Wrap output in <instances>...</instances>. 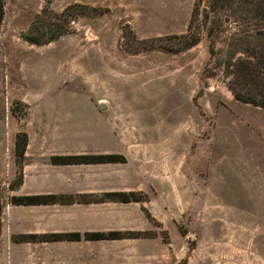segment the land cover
Listing matches in <instances>:
<instances>
[{"label":"rangeland","instance_id":"374dc122","mask_svg":"<svg viewBox=\"0 0 264 264\" xmlns=\"http://www.w3.org/2000/svg\"><path fill=\"white\" fill-rule=\"evenodd\" d=\"M195 1L3 0L1 210L16 195L23 162L35 157H178L180 175L210 193V213L182 220L189 264H264V109L237 100L224 73L226 58L239 55L241 45L230 43L242 21L230 9L206 18L210 2L202 0L199 41L185 47L176 36ZM32 23L37 35L64 33L33 43ZM93 95L106 98L100 114L86 100ZM101 124L116 135L115 151L57 152L68 128ZM20 132L29 140L23 159L15 153Z\"/></svg>","mask_w":264,"mask_h":264},{"label":"crops","instance_id":"0c3cea01","mask_svg":"<svg viewBox=\"0 0 264 264\" xmlns=\"http://www.w3.org/2000/svg\"><path fill=\"white\" fill-rule=\"evenodd\" d=\"M97 114L102 95L86 96ZM43 128L37 130L40 142ZM59 153L82 145L97 152L115 151L118 139L106 125L71 127L57 138ZM29 142V140H28ZM74 148V149H73ZM61 149V150H60ZM16 195L100 196L137 191L142 201L9 203L1 210L3 264H189V239L182 220L210 213L208 188L195 189L194 179L179 173L178 157L125 156L124 161L54 163L48 157L23 162ZM149 214V216H148ZM141 232L138 237L89 239L85 232ZM78 232V239H49V234ZM35 235L14 239V235Z\"/></svg>","mask_w":264,"mask_h":264},{"label":"trees","instance_id":"16d2710c","mask_svg":"<svg viewBox=\"0 0 264 264\" xmlns=\"http://www.w3.org/2000/svg\"><path fill=\"white\" fill-rule=\"evenodd\" d=\"M209 9L206 11L205 17L209 18L210 13L216 14L217 10L230 9L235 13L241 21L240 27L232 38L230 45H241L239 55L237 57L228 56L224 61V73L228 79V87L232 91L234 97L242 102L250 103L264 109V0H209ZM202 0H196L191 11V16L185 33L176 36L185 47L196 44L199 41V29L195 20L199 15V6ZM94 10L96 8H93ZM3 0H0V21L3 17ZM207 20H205L206 22ZM205 27V26H204ZM37 26L32 23L28 32V39L33 43H45L54 40L61 32H51L49 36L43 33L35 32ZM208 35H211L212 28H207ZM31 32L36 34L32 35ZM213 47H210V53H213ZM28 137L25 132L16 135L15 153L23 159L27 146ZM51 160L54 163H75V162H113L124 161V156L120 154H70V155H53ZM22 176L17 186L21 182ZM93 198L63 195H14L11 196L12 204H37L51 202H70L74 199L81 201H100L104 199L114 201H142L147 195L137 191H111L105 192L100 196H89ZM1 214V208H0ZM149 216V214H148ZM1 230V219H0ZM141 232H85L84 237L89 239L101 238H120V237H138ZM35 235H18L17 239L34 238ZM43 237L49 239H78L81 237L78 232L49 234Z\"/></svg>","mask_w":264,"mask_h":264}]
</instances>
